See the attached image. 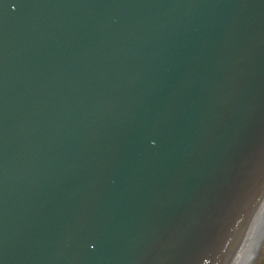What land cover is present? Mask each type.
<instances>
[{"label":"water","instance_id":"water-1","mask_svg":"<svg viewBox=\"0 0 264 264\" xmlns=\"http://www.w3.org/2000/svg\"><path fill=\"white\" fill-rule=\"evenodd\" d=\"M264 0H0V264H260Z\"/></svg>","mask_w":264,"mask_h":264},{"label":"flooded vegetation","instance_id":"flooded-vegetation-1","mask_svg":"<svg viewBox=\"0 0 264 264\" xmlns=\"http://www.w3.org/2000/svg\"><path fill=\"white\" fill-rule=\"evenodd\" d=\"M262 252H263V257H262V262H261V264H264V247L262 248Z\"/></svg>","mask_w":264,"mask_h":264},{"label":"bare ground","instance_id":"bare-ground-1","mask_svg":"<svg viewBox=\"0 0 264 264\" xmlns=\"http://www.w3.org/2000/svg\"><path fill=\"white\" fill-rule=\"evenodd\" d=\"M262 262V261H261ZM261 262H260V264H261Z\"/></svg>","mask_w":264,"mask_h":264}]
</instances>
